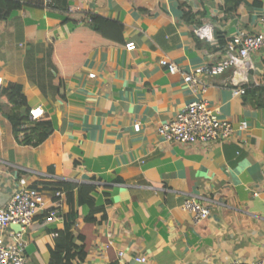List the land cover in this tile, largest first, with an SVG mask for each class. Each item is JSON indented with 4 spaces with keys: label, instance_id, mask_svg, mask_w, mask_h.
I'll return each instance as SVG.
<instances>
[{
    "label": "crops",
    "instance_id": "1",
    "mask_svg": "<svg viewBox=\"0 0 264 264\" xmlns=\"http://www.w3.org/2000/svg\"><path fill=\"white\" fill-rule=\"evenodd\" d=\"M224 2L68 0L71 11L120 21L124 45L93 49L66 80L64 98L58 94L53 43L73 25L31 6L0 21V191L10 195L34 187L42 195L41 207L21 233L26 264L50 261L55 231L63 228L69 210L64 191L56 196L52 190L62 181L94 184L95 206L104 208L89 223V207L75 206L72 234L76 252L82 249L84 256L74 264H140L134 259L141 255L146 264H249L260 257L264 46L246 61V95L233 93L230 70L203 77L204 87L192 90L180 72L171 74L159 63L167 57L190 71L221 58L238 29L264 32L259 21L264 0H243L231 11ZM205 24L213 25L215 41L196 36ZM127 43L135 48L127 50ZM13 86L28 108L40 107L52 125L37 145L13 136L8 114L14 104L7 98ZM192 100L206 101L231 123L229 140L178 143L157 135V128ZM191 196L209 208L207 218L195 221L182 209ZM55 203L56 217L47 222Z\"/></svg>",
    "mask_w": 264,
    "mask_h": 264
},
{
    "label": "built area",
    "instance_id": "2",
    "mask_svg": "<svg viewBox=\"0 0 264 264\" xmlns=\"http://www.w3.org/2000/svg\"><path fill=\"white\" fill-rule=\"evenodd\" d=\"M264 27V12L259 18ZM198 35L209 42L215 41L212 24H205L197 29ZM127 50H133L135 45L127 43ZM264 46V32L250 33L238 29L226 42L224 54L221 58L206 61L192 67L190 71H182L180 67L167 57L159 60L161 66L175 74L180 72L182 79L192 90L203 86V77H214L230 70L232 73L230 83L235 95L245 93L247 83L243 76L248 70L246 64L250 54ZM242 75V77H240ZM94 77L93 73L88 74ZM203 89V88H202ZM0 82V94H1ZM30 120L41 119L44 115L40 107L29 109ZM139 123L133 125L139 130ZM233 133L231 123L220 118L218 109L203 100H192L181 109L172 120L162 123L157 128V135L166 142L194 143L229 140ZM63 193V192H62ZM60 196V191H55ZM254 195L257 193L254 192ZM42 195L34 187H23L13 190L6 203L0 207V264H26L25 242L21 237L22 231L32 221V218L41 207ZM57 203L48 209L45 221H52L57 214ZM182 209L188 211L193 220L205 219L210 215L209 208L201 203L197 197H187L182 203ZM10 225H19L20 231L11 229ZM136 263L146 264V257H136ZM235 264V263H231ZM249 264H264V243L261 247L260 257Z\"/></svg>",
    "mask_w": 264,
    "mask_h": 264
},
{
    "label": "trees",
    "instance_id": "3",
    "mask_svg": "<svg viewBox=\"0 0 264 264\" xmlns=\"http://www.w3.org/2000/svg\"><path fill=\"white\" fill-rule=\"evenodd\" d=\"M243 0H225L227 11L234 10ZM24 6L44 8L63 16V22L73 25L69 34L53 43L52 60L58 75V94L64 98L66 80L78 70L88 54L101 46L124 45V26L120 21L103 17L95 13L84 11H71L68 0H0V21L9 14ZM187 14V13H185ZM184 16L186 17V15ZM199 37L198 33L195 32ZM50 40L51 39H47ZM250 89L246 88L245 95ZM4 91H1L2 96ZM8 100L14 104L13 111L8 114L13 136L23 144L37 145L44 141L52 132L49 120H30L29 108L25 97L18 94L13 86L8 93ZM20 136V137H19ZM55 191H64L69 210L64 218V226L55 231L54 245L50 248V261L48 264H74L73 260L84 256V250L76 252L78 246L74 243L72 226L78 216L75 206L87 205L90 209L85 217L86 222L92 223L96 212L104 211L103 207H96L91 193L95 185L88 182L62 181L52 187ZM104 213L102 218H104Z\"/></svg>",
    "mask_w": 264,
    "mask_h": 264
},
{
    "label": "water",
    "instance_id": "4",
    "mask_svg": "<svg viewBox=\"0 0 264 264\" xmlns=\"http://www.w3.org/2000/svg\"><path fill=\"white\" fill-rule=\"evenodd\" d=\"M240 77H242V75H240ZM8 198H9V193H4V192L0 191V207L3 206L6 203ZM10 227L13 230L20 231V226L19 225H10Z\"/></svg>",
    "mask_w": 264,
    "mask_h": 264
}]
</instances>
